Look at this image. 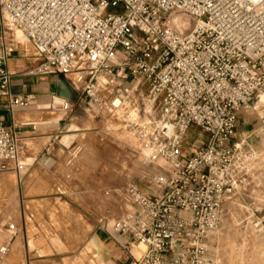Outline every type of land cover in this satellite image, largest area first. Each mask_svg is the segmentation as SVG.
I'll return each instance as SVG.
<instances>
[{
	"label": "built area",
	"instance_id": "2783aa9c",
	"mask_svg": "<svg viewBox=\"0 0 264 264\" xmlns=\"http://www.w3.org/2000/svg\"><path fill=\"white\" fill-rule=\"evenodd\" d=\"M0 41V96L11 107L35 100L10 92L7 62L25 43L36 64L24 74L64 76L77 91L62 110L92 103L121 116L143 162L159 167L142 177L146 189L114 190V230L146 247L132 264H207L224 202L243 190L261 196L250 218L264 229L258 154L246 132L235 139L241 111L264 93V0H0ZM193 126L206 137L189 141ZM26 148L22 131L0 122V173Z\"/></svg>",
	"mask_w": 264,
	"mask_h": 264
},
{
	"label": "crops",
	"instance_id": "0c3cea01",
	"mask_svg": "<svg viewBox=\"0 0 264 264\" xmlns=\"http://www.w3.org/2000/svg\"><path fill=\"white\" fill-rule=\"evenodd\" d=\"M35 64L34 51L25 43L7 62L13 74L10 92L35 94L32 105L11 107L8 96H0V122L21 130L27 144L21 160L3 171L16 177L18 211L14 217L16 230H10L11 238L0 252L4 259L8 256L7 264H132L143 256L146 247L113 228L121 211L116 187H112L115 182H105L96 175L89 183H77L63 172L73 158L70 148L77 136L70 132L78 127L70 121L79 109L72 114L62 110V98L53 90L55 77L24 74ZM84 106L81 111L101 118L98 133L102 140L113 136L116 120L122 121L120 126L128 131L121 116L98 115L92 103ZM83 155L95 158L89 152ZM8 179L15 184L12 175ZM67 234L72 245L63 241ZM76 238L80 245H75Z\"/></svg>",
	"mask_w": 264,
	"mask_h": 264
},
{
	"label": "rangeland",
	"instance_id": "374dc122",
	"mask_svg": "<svg viewBox=\"0 0 264 264\" xmlns=\"http://www.w3.org/2000/svg\"><path fill=\"white\" fill-rule=\"evenodd\" d=\"M149 90L146 83L140 85L138 103L142 109L145 108ZM259 97L241 111L235 139H238L239 133L246 132L241 136L249 143L247 149L251 148L258 154L253 168L259 170L258 174H261L260 178L264 182V94ZM71 119L70 123L76 125L78 130L70 132L75 133L77 138L70 148L73 156L69 160L71 163L63 170L65 176L70 180L74 178L77 183H89L93 176L98 175L105 182L114 181L112 187H123L133 181L146 189L142 177L153 176L159 167L143 162L144 155L136 138L129 130H123V125L120 126L122 121L116 120L111 131L113 136L102 140L100 132L98 133L103 124L101 118L94 119L79 109ZM199 136L206 137L201 128L193 126L189 129V141ZM191 149V146L186 144L185 151L190 152ZM85 152L91 153L95 158H85ZM10 175L13 176L15 184L8 179ZM260 199L261 196L255 197L243 190L224 202L219 227L210 240L207 264H264V229L254 228L250 218L252 208L256 206L254 203ZM17 211L16 177L10 171L3 172L0 174V247L11 238L10 224L16 223L14 217ZM68 234L63 241L66 245H72L69 243ZM76 242L79 244L75 245H80L81 241L76 238ZM7 258L8 256L0 264H7Z\"/></svg>",
	"mask_w": 264,
	"mask_h": 264
},
{
	"label": "water",
	"instance_id": "95a60500",
	"mask_svg": "<svg viewBox=\"0 0 264 264\" xmlns=\"http://www.w3.org/2000/svg\"><path fill=\"white\" fill-rule=\"evenodd\" d=\"M53 90L61 97L75 100L77 98V91L71 85V83L64 77L59 76L57 78L56 84L53 85Z\"/></svg>",
	"mask_w": 264,
	"mask_h": 264
},
{
	"label": "bare ground",
	"instance_id": "6f19581e",
	"mask_svg": "<svg viewBox=\"0 0 264 264\" xmlns=\"http://www.w3.org/2000/svg\"><path fill=\"white\" fill-rule=\"evenodd\" d=\"M262 94H264V93H262ZM262 94H261V95H262ZM261 95H260V96H261Z\"/></svg>",
	"mask_w": 264,
	"mask_h": 264
}]
</instances>
